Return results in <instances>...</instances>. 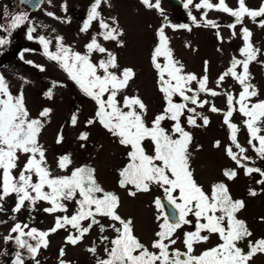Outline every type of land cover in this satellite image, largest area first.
I'll return each mask as SVG.
<instances>
[{"label": "snow or ice", "instance_id": "6c2138e0", "mask_svg": "<svg viewBox=\"0 0 264 264\" xmlns=\"http://www.w3.org/2000/svg\"><path fill=\"white\" fill-rule=\"evenodd\" d=\"M20 2L25 3L27 0ZM141 3L148 9L158 11L164 21L168 20L161 7V0H141ZM105 4L111 7L110 0H93L87 11L79 31L89 32L94 22L98 24V31L84 45L83 52L65 44L63 37L59 35L54 37V51L49 47L52 39L43 35L37 39L43 47V55L56 62L79 91L94 102V116L86 119L85 127L98 123L119 145L127 149V163L118 170L119 187L126 189L129 196L135 197L141 192L149 193L156 186L163 190L172 212L164 214L161 211V215L157 216L158 230L149 247L134 234L133 221L121 217L118 212L119 196L100 185L95 168L85 164L71 168L69 174L54 175L47 162V150L39 139L51 109L44 108L38 117L33 118L25 103L23 91L14 95L4 77L0 76V211L3 210L2 202L15 194L13 213H18L29 205L34 208L38 201L50 205L43 209L48 214L64 213L56 216L54 226L47 231L15 223L4 237L6 243L13 241L17 246L12 264H25L24 252L35 264H39L37 256L41 248L48 247L47 238L58 230H68L69 227L72 231L65 237V244L71 246L81 243L93 228H98L101 234L107 229L115 233L111 238L107 235L100 236L101 243L105 244V257H97L96 264H250L258 253L264 254V238L254 242L250 239L253 233L245 221L237 216L245 203L241 199H233L223 181L213 183L207 192L196 181L190 167L193 136L186 129L185 123L188 127H207L209 117L197 111L206 105H210L207 109L209 112L222 113L231 142L225 148L226 155L237 167L244 169L246 176L258 173L261 179L256 183L264 185V169L242 163L251 159L246 155L249 148L264 160V100L253 102L252 98L258 96V91L251 83L249 70V65L257 59L260 52L252 43V31L248 27H241L243 46L239 48V53L242 58L234 56L231 59L230 66L217 78L216 89H213L208 87V61L204 62L205 74L198 77L184 71L183 64L175 59L169 47L165 29L171 27L191 31L190 26L162 23L157 29L158 43L150 59L156 71V84L163 96L164 106L149 121L146 119L148 107L143 99L139 95L126 94L135 77L134 70L120 69L117 55L101 43V40L115 41L118 46H124L120 39L123 32L116 18H105L102 15L101 8ZM237 5L236 8H231L226 0H218L217 3L199 0L195 4L194 0H184L183 3L186 10L190 6H194L197 11L203 10L199 22L192 16L191 10L188 11L197 27L218 29L220 25L216 21L207 19L208 11L215 10L234 18L233 23L226 25L229 29L234 30L237 25H242L245 17L264 28V2L258 8H249L246 0H237ZM34 7H39V4ZM9 15V23L0 24V32L11 36L12 30L24 25L29 16L26 12L9 14L5 10V16ZM47 15L60 19L52 12ZM35 31V27L28 28L29 40L34 39L32 33ZM232 34L235 35V31ZM216 35L218 39H223L219 31ZM7 43V39L0 38V46ZM94 54H99V58L94 59ZM34 66L45 71L43 66ZM228 77L241 86L238 95L217 90ZM57 87L64 85L53 81L44 93L45 97L52 99L53 90ZM202 93L212 98L223 95L227 110L217 108L208 99H201ZM234 112H239L244 117L247 148L238 140L240 128L232 122ZM78 122V114L73 113L70 117L71 126H77ZM165 122L171 123L166 127ZM89 138V132H80L77 139L81 141V148L86 147ZM62 142L63 134L60 133L56 143ZM214 146L219 147L220 142L216 141ZM21 157H24L23 161ZM71 164L69 154L59 156L56 162L61 171L68 170ZM17 169L18 175L15 174ZM222 174L227 180H234L238 175L235 169L228 168ZM249 195L256 196L257 192L249 189ZM70 203L75 205V210L68 215ZM154 204L157 209L162 210L159 197L154 200ZM103 218L111 223L105 226ZM261 219L264 220V217ZM184 226L193 227L192 230L183 232L182 243L185 250L180 251L173 246L177 243V230ZM213 235L220 242L195 255V246L209 242ZM242 241H247V251L239 246ZM87 251L95 256V243ZM65 255V248L62 247L58 264H70L63 259Z\"/></svg>", "mask_w": 264, "mask_h": 264}, {"label": "rangeland", "instance_id": "374dc122", "mask_svg": "<svg viewBox=\"0 0 264 264\" xmlns=\"http://www.w3.org/2000/svg\"><path fill=\"white\" fill-rule=\"evenodd\" d=\"M131 3L133 4L129 6L127 20L117 19L118 26L123 32L122 37H120L124 45L122 47L125 48L121 50L118 48L117 43H114L113 47L118 48L117 52H115L114 48H110L111 46L109 50L117 55L120 69L132 68L134 70L135 77L130 82V87L126 90V94L139 95L143 99L148 107L146 119L150 121L157 113L162 111L164 106L163 96L159 90H156V71L152 67L150 59L153 47L158 41L154 36L155 28L160 25V16H156L155 13L157 11L146 10L139 6L142 4L134 3L133 1ZM166 4V1L161 0V7H168ZM211 13H215V11ZM196 16L199 19L201 17L200 12ZM34 20L32 27H35L36 31L32 33L35 38L33 41L38 43L37 49L39 51L35 49V51L27 52L23 58H21V52L18 51L15 55L16 59L11 61L1 71L0 76L4 77L14 95L21 90L23 91L25 103L33 118L38 117L40 111L44 108L51 109L39 139L47 150V162L53 174H69L71 168L85 164L95 168L96 178L100 185L105 190L114 192L119 196L120 207L118 212L121 217L124 219L130 218L133 221L134 234L142 243L150 247L151 241L155 238L154 234L158 230L159 221H157V216L161 215V210L156 208L154 200L157 197L160 199L164 197L163 190L153 186L149 193L141 192L132 197L128 195L126 189L119 187L118 170L127 163V149L119 145L118 141L98 123L94 126L85 127L86 119L94 116V102L79 91L56 62L47 59L43 55L42 45L39 44L37 39L40 35L52 39L53 42L50 46L53 48H50V50L54 51V37L62 31L70 30V34H73V41L68 42L65 39L64 43L81 52L78 45L82 44L83 38L77 37L75 34L77 33L75 32L76 28L72 24H67L65 20L61 21L59 19L56 22L41 14L36 16ZM92 28H94L93 34H95L98 28ZM180 32L172 34V37L182 41L185 38H191L192 41L191 49H188L185 43H183L184 46H181L182 49L178 46L180 45L179 43H176L177 46L172 47L175 59L183 64L185 72L194 73L199 77L204 68V62L208 61V58H214L213 49H210L203 39L207 40L210 46L218 50L221 61L220 67H226L229 61L236 56L233 44L224 41V35H221L223 37L222 40L215 39L212 32H204L200 27L196 26H193L189 35ZM109 42L112 44L114 41ZM94 57V59H98L99 55ZM27 61H32L33 63L29 64ZM34 65L43 66L45 71H40ZM53 81L60 82L64 87L55 88L53 90V98L48 99L44 93L51 87ZM193 87H195V82H193ZM201 99H206V95L202 93ZM208 106L206 105L203 109H197V111L203 112ZM73 113L78 114L79 117L78 125L75 127L70 124V117ZM170 123L165 122V126L168 127ZM237 123L241 130H246L243 121L239 119ZM185 127L193 136L190 167L194 178L204 189H209L210 185L219 179V176L218 172L213 169L211 162L204 160L206 142L203 137V128L188 127L186 123ZM82 131H87L90 134L85 148L80 147L81 141L77 139ZM60 133L63 134V142L57 144V136ZM64 154L71 156L72 164L68 170L61 171L57 167L56 162L58 157ZM23 159L24 157H21L22 161ZM15 174H19V169L15 170ZM15 201L16 196L13 194L2 202L3 210L0 211V264H12L17 251V246L13 241L6 243L4 240V237L9 234L15 223L27 224L29 228L35 227L39 231H47L54 226L57 215H64V213L48 214L44 212L43 209L50 205L43 201H38L34 208L29 205L22 208L20 212L13 213L12 208L15 206ZM74 210L75 205L70 203L67 214L71 215ZM102 223L107 226L111 221L103 218ZM247 226L251 230L250 223H247ZM192 227L184 226L182 229L177 230V243L173 246L174 248L180 251L185 250L182 243L183 232L192 230ZM25 230L27 231V229ZM70 231H72L70 227L68 230H58L47 238L49 241L48 247L41 248L37 256L39 264H58L59 252L62 247L65 248L66 252L63 259L70 262V264H96L97 257H105V244L101 243L100 236L107 235L111 238L115 235L111 229H107L105 233L101 234L98 228H93L91 233L81 243L77 246H71L65 244V237ZM30 242L35 243L34 241ZM219 242L218 237L213 235L209 242L195 246L194 254L199 255L204 249L213 247ZM93 243L97 247L95 256L87 251V248L92 246ZM239 246L247 251V241L240 242ZM24 255L25 264H35L33 260L28 258L26 252H24ZM250 264H264V256L258 253L253 257Z\"/></svg>", "mask_w": 264, "mask_h": 264}, {"label": "flooded vegetation", "instance_id": "af4514ba", "mask_svg": "<svg viewBox=\"0 0 264 264\" xmlns=\"http://www.w3.org/2000/svg\"><path fill=\"white\" fill-rule=\"evenodd\" d=\"M131 1H133L134 3L142 4L141 0H110L111 7L106 4L102 5V15L105 18L115 17L116 20L118 18L127 20L129 6L133 4L131 3ZM164 1L167 2L166 5L168 7L162 8L168 20L164 21L163 17L158 11L155 13L156 16H160V25L155 28L154 37L156 38V40H158L156 32L162 23L170 22L171 24H188L191 28V31L187 29H173L171 27H167L165 29V33L168 37L169 47L171 46V49L172 47L177 46L176 43L180 44L178 45L180 46V49H182L181 46H184L183 43H185L188 49H191V38H185L184 41H182L173 38L172 34L184 31L180 33L189 35L192 32V28L193 26H195V24L190 19L188 11L191 10L192 16H195L197 18L196 14L200 12L201 16L203 10L197 11L194 6H190V9L186 10L183 7L184 0ZM92 2L93 0H50V2L49 0H27V2L21 3L20 0H0V24L6 25L10 21V15L5 16V10H7L9 14L26 12L29 16V20L24 25L12 30L11 36H9L6 32H0V38H5L8 40L7 44L0 46V73L11 63V61L16 59L15 55L18 51L21 52L22 57H24L27 52L35 51V49L36 51H39L37 49L38 43L36 41H33V39L29 40L27 38V35L28 28L32 27L34 18L40 14L50 20L58 22L59 19H54L53 17L47 15L48 12H52L56 17H59L61 21L65 20L67 24H72L76 28L75 32L77 33L75 34L77 35V37L83 38L82 44L78 45V48L81 50V52H83L84 45L89 41L90 37L93 35L94 28H91L87 33H81L79 29L82 26L83 20L86 18L87 11L89 10V7ZM198 2L199 0H194V4ZM217 2L218 0H212V3ZM262 2H264V0H246V4L249 8H258ZM226 3L231 8H236L238 6L237 0H226ZM36 4H39V7H34V5ZM139 6L143 7L146 10H149L143 4ZM35 8L38 9L35 10ZM132 9L134 10L133 7ZM212 11L215 10L208 11L207 19L216 21L220 25V27L216 29L201 26L200 28L204 32H212L215 39L217 38V31H219L220 35H224V41L233 44L236 58H242L239 53V48L243 46L242 35L240 32L241 27H248L252 31V43L256 48L260 49V52L257 55V59L249 65V70L252 76L251 83L255 86L258 91V96L253 97L252 99L253 102L257 100H264V28L259 27L257 23L253 22L252 19L245 17L242 25H237L234 30L229 29L228 27H226V25L229 23H233L234 18L223 12L215 11V13H211ZM197 21L199 22L200 18H197ZM93 27L98 28V24L94 22ZM233 31H235V35L232 34ZM70 32V30L62 31L59 35L63 37L64 40L66 39L68 40V42H72L73 34H70ZM203 40L205 41L206 45L210 47V49H213L215 54L214 58H211L212 60L208 58L207 75L209 77L208 87L216 89L217 78L230 66L231 60L229 61L226 67H220L221 61L219 58L218 50L215 47L210 46L207 40ZM101 43H103L104 46L108 49L111 46L110 48H114L115 52H117L116 50L118 48L121 50L125 48L121 46H118V48L113 47L114 43H116L115 41L111 44L109 41L101 40ZM157 43L158 41L155 43L154 47ZM33 46L35 47L33 48ZM50 48L53 47L50 46ZM41 50H43V47H41ZM96 55L99 54H94V56ZM204 74L205 71L203 68L201 76H203ZM156 80L157 75L155 73V83ZM156 90H158L157 87ZM217 90L227 91L231 92L233 95H238L241 90V86L231 77H228L223 82L221 88ZM176 99L179 102V98ZM206 99H208L211 103H214L217 108L224 109L225 111L227 110L226 98L223 95L217 96L215 98L206 95ZM208 107L203 111V113L209 117L210 121L207 127H202L203 137L206 142L204 160L211 162L213 169L218 172L219 179L215 180L213 183L223 181L229 188L230 194L233 199H241L244 201L245 207L239 211L237 216L239 219L245 221L246 225L247 223H250V231L253 233L250 239L254 242L257 239L264 238V220L261 219L262 217H264V185L256 183L257 180L261 179L258 173H253L251 175L246 176L244 174V169L237 167L236 163L226 155L225 148L231 143L229 140V130L227 129V126L223 123V114L211 113L207 110ZM239 119L240 121H243L244 117L239 112H234L232 122L238 125L237 122ZM238 140L242 146H245L246 148L248 147L246 144L247 130L240 129V132L238 133ZM216 141L220 142L219 147L214 146ZM246 155L249 156L251 159L249 161H242V163L247 164L249 167H259L261 169H264V160L260 159L250 148L248 149ZM226 168L235 169L237 171L238 175L234 180H227L223 176V170ZM249 189L255 190L257 192V195L250 196ZM204 190L206 192L210 191V187L209 189L206 188ZM262 255L264 256V254Z\"/></svg>", "mask_w": 264, "mask_h": 264}, {"label": "water", "instance_id": "95a60500", "mask_svg": "<svg viewBox=\"0 0 264 264\" xmlns=\"http://www.w3.org/2000/svg\"><path fill=\"white\" fill-rule=\"evenodd\" d=\"M40 4V3H39ZM38 8H35V10H37ZM161 203H162V212L164 213V214H170L171 212H172V209H171V207L168 205V202H167V200H166V198H165V196L164 197H161Z\"/></svg>", "mask_w": 264, "mask_h": 264}]
</instances>
